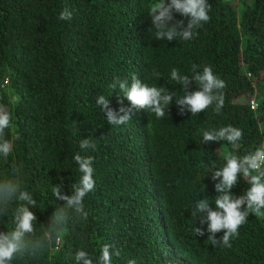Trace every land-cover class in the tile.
Returning <instances> with one entry per match:
<instances>
[{
  "label": "trees",
  "instance_id": "1",
  "mask_svg": "<svg viewBox=\"0 0 264 264\" xmlns=\"http://www.w3.org/2000/svg\"><path fill=\"white\" fill-rule=\"evenodd\" d=\"M154 2L0 0V105L13 117L8 138L20 137L0 175L12 162L24 164L39 231L64 204L52 186L63 179L62 194L70 195L82 175L74 155L92 156L95 169V189L84 200L87 220L39 257L14 264H75L82 245L99 256L105 243L121 251L113 264H264V217L250 214L229 248L195 236L192 229L201 225L191 212L204 197L215 209L211 162L222 167L224 153L244 156L264 143V0H208L210 20L198 35L170 42L156 39ZM65 8L70 21L59 19ZM176 19L187 26L184 17ZM193 64L212 67L226 81L221 114L214 106L180 114L175 98L183 88L171 71L191 77ZM133 74L175 98L164 118L134 110L128 123L110 125L96 99L105 96L117 111L131 107L109 85L116 78L130 84ZM195 90L193 82L189 91ZM227 125L243 131L236 149L226 141L203 144L204 130ZM88 138L95 148L82 152L80 141ZM248 186L241 176L232 192L240 196ZM12 227L11 216L0 219V231Z\"/></svg>",
  "mask_w": 264,
  "mask_h": 264
},
{
  "label": "clouds",
  "instance_id": "2",
  "mask_svg": "<svg viewBox=\"0 0 264 264\" xmlns=\"http://www.w3.org/2000/svg\"><path fill=\"white\" fill-rule=\"evenodd\" d=\"M211 10L212 5L208 0H155L150 5L149 15L157 40L166 39L170 42L179 37L188 41L194 39L198 35L197 29L210 20ZM176 14L187 19V26L184 19H176ZM59 19L70 21L71 10L63 9ZM191 70V77L182 75L176 68L171 71V79L183 88L182 97L175 98V93L165 87L142 83L133 74L130 84L127 79L116 78L109 85L112 90L118 88L122 94L119 103L123 105V100L127 99L131 107L121 106L117 111L110 107V99L103 95L97 97L96 104L101 107L108 124L115 126L132 120L134 110H149L157 118H164L174 98L181 115L186 112L196 115L212 106L217 114H221L225 106L226 81L207 65L201 71L199 65L193 64ZM153 75L159 77L160 74L154 70ZM193 82L197 85V90L189 91ZM12 119L7 106L0 105V163L5 165L13 153L14 142L20 138L18 135L8 138L6 130L12 128ZM202 136L203 144L226 141L236 149L243 131L227 125L219 129H206ZM79 147L82 152H86L94 149L95 143L90 138L81 139ZM224 159V166L217 168L213 161L209 167L211 179L216 182L215 209L207 197L198 199L191 212L193 218H199L201 226H194L192 231L199 237L207 234V240L213 246L220 244L230 248V241L239 235V228L246 223L250 214L258 218L264 217V144L244 156H239L234 151L224 153ZM73 160L82 175L78 182L71 185L70 195L62 194L63 179L61 183L52 186L53 195L64 204L57 208L49 222L39 231L35 225L38 217L32 210L37 207V201L24 185V164L12 162L10 170L0 175V219L11 216L13 224L8 231H0V264H14L25 257H39L51 246L58 245L70 227L75 231L87 220L84 200L95 189L94 158L78 152ZM241 176L249 186L243 194L236 196L232 189L238 185ZM204 225H207L206 231ZM220 232H223V236L217 239L216 234ZM120 255L121 251L113 244H103L99 256L90 253L82 245L75 253V264H113V257ZM127 264L137 262L129 259Z\"/></svg>",
  "mask_w": 264,
  "mask_h": 264
},
{
  "label": "built area",
  "instance_id": "3",
  "mask_svg": "<svg viewBox=\"0 0 264 264\" xmlns=\"http://www.w3.org/2000/svg\"><path fill=\"white\" fill-rule=\"evenodd\" d=\"M249 106L251 109L255 110L258 107V103L255 99H251L249 100Z\"/></svg>",
  "mask_w": 264,
  "mask_h": 264
}]
</instances>
